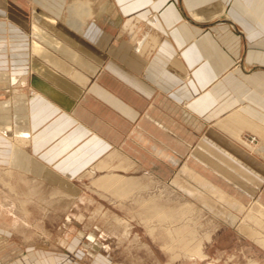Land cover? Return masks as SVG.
<instances>
[{"label": "crops", "instance_id": "obj_1", "mask_svg": "<svg viewBox=\"0 0 264 264\" xmlns=\"http://www.w3.org/2000/svg\"><path fill=\"white\" fill-rule=\"evenodd\" d=\"M16 130L30 140L0 178V264H46L6 237L33 224L39 184L76 194L69 180L112 154L224 191L232 215L264 211V0H0V154Z\"/></svg>", "mask_w": 264, "mask_h": 264}, {"label": "rangeland", "instance_id": "obj_2", "mask_svg": "<svg viewBox=\"0 0 264 264\" xmlns=\"http://www.w3.org/2000/svg\"><path fill=\"white\" fill-rule=\"evenodd\" d=\"M255 138L250 142L248 137L246 143L255 144ZM110 161V165H116L117 154ZM110 169L95 170L93 174L89 173V167L72 177L69 181L77 188L76 194L64 187L39 184L46 189V196L43 195L46 202L40 201L45 208L36 202L28 203V208L25 207L31 217L27 220L33 224L29 223L28 230L25 225L18 226L6 239L17 243L30 241L41 248H15L14 256L36 252L38 258L46 257V264H250L254 261L264 264V247L257 241V238L264 239V215L260 216L262 218L258 215L261 210H245L243 204V209L237 210L238 215L230 220L229 214L235 210L221 199V193L225 192L212 190L209 184L202 185L186 173L183 176L182 170H173L166 178L148 169ZM107 172L131 178L132 190L125 192L126 195H117L116 187L93 184ZM177 182L190 187L178 186ZM25 186L18 181L13 186L15 194H25ZM2 188L6 191V186L0 185V194L4 192ZM52 188L58 191V199L49 201V197H53ZM17 219L26 221L24 217ZM76 236L80 242L76 249L70 250V242ZM195 251H200L204 257L200 258Z\"/></svg>", "mask_w": 264, "mask_h": 264}, {"label": "bare ground", "instance_id": "obj_3", "mask_svg": "<svg viewBox=\"0 0 264 264\" xmlns=\"http://www.w3.org/2000/svg\"><path fill=\"white\" fill-rule=\"evenodd\" d=\"M91 6V5H90ZM105 7V6H104ZM148 20L152 23V24H155L156 22H157V20H158V16L156 15V14H154V13H151V14H149L148 15ZM62 32H64L65 34H67V35H69L68 33H66L65 31H62ZM147 34H149V33H147ZM64 35V34H63ZM64 36H66V35H64ZM136 38V37H135ZM147 40V39H146ZM151 42V41H150ZM59 45V44H58ZM147 46V45H146ZM145 49V48H144ZM139 50H140V48H139ZM140 52V51H139ZM74 55V54H73ZM77 57V56H76ZM78 64H81V65H84V63H82L81 61H78ZM85 66V65H84ZM65 70V69H64ZM73 75V74H72ZM57 78V77H56ZM63 85V84H62ZM38 89H41V88H38ZM42 90V89H41ZM47 91V90H46ZM31 93H32V95H34V94H36V92L34 93V91H31ZM58 93V92H57ZM48 94H49V92H48ZM65 97V96H64ZM59 98V97H58ZM71 103V102H70ZM69 104V103H68ZM65 106H67V105H65ZM13 141L14 142H11L10 140H9V143H10V149L8 150V151H5L3 154H0V160L1 161H3L4 163H6L7 165H8V167L9 168H7V169H1L0 170V178H2V179H4L3 181H5L6 180V177L7 178H10L11 176H12V171H11V166H12V163H13V156L11 155V153H13V151L14 150H16L17 149V145L16 144H19V145H26L28 142H29V140H30V135H29V133L27 132V131H22V130H16L14 133H13ZM256 139V138H255ZM16 143V144H15ZM115 156V154H112V155H109V157L110 158H108V160H110V159H112L113 157ZM163 156L164 157H166L167 155L165 154V153H163ZM166 158H169L170 160H172L173 162H175V160H173V159H175L173 156L171 157V155H169V157L167 156ZM108 160H99V162L98 163H96L95 165H93V168L92 169H90V172L89 173H93L95 170L97 171V170H103V169H110L111 168V166L107 163V161ZM116 167H118V168H120V165H116V166H114L113 168H116ZM111 170V169H110ZM2 171V172H1ZM109 171V170H108ZM163 171H165V170H163ZM94 174V173H93ZM92 174V175H93ZM163 174L164 175H166L167 176V174H168V172H163ZM180 175V174H179ZM178 177V176H177ZM182 177V176H181ZM173 181V180H172ZM172 181H171V183H172ZM185 181V180H184ZM173 182H176L175 181V178H174V181ZM117 183V184H116ZM133 182H132V180H131V178H128V177H123L121 174H116V173H113V172H107V173H105V174H103V175H101L99 178H97L95 181H93V184L94 185H98V186H101V187H108V188H112V187H116L117 189L114 191L115 193H117V195H121V194H125V192H127V191H131L132 190V188H131V184H132ZM178 183V182H177ZM114 184V185H113ZM116 184V185H115ZM179 185L178 186H181V187H185V186H189V185H186V184H184L183 182H181V183H178ZM61 185H65V184H61ZM191 185V184H190ZM7 187L9 188V190L10 191H12L13 190V192L15 191L14 190V188H13V186L12 185H10V184H8L7 183ZM190 187V186H189ZM69 188V187H68ZM134 189H136V187H133ZM147 188H149V187H147ZM186 188V187H185ZM195 188V187H194ZM6 189V188H5ZM38 189H39V192L41 193V195H40V199L41 200H43L44 202H46V198H44L43 197V195L44 196H46L45 195V193H46V189H44V188H42V189H40L39 187H38ZM38 189L36 188V187H33V186H31V191H35V192H37L38 191ZM53 189V188H52ZM52 189H50V190H52ZM188 189V191H190L191 189L190 188H187ZM190 189V190H189ZM197 189V188H196ZM48 191H49V189H47ZM150 190V189H149ZM198 190H200L199 188H198ZM101 191V190H100ZM215 191H220V190H216L215 189ZM96 192V191H95ZM191 192H193L194 193V190H191ZM222 192V191H221ZM104 193V192H103ZM196 194H198V193H196ZM223 196H222V200L225 202V203H227V205H229V206H231V205H235L234 204V202H235V200H234V198L232 197V196H230V195H228V194H224V193H221ZM74 195V194H73ZM81 195H82V193H81ZM106 195H108L107 193H106ZM126 195V194H125ZM134 196V195H133ZM70 197V196H69ZM77 197V196H76ZM111 197V196H110ZM70 198H72V197H70ZM109 198V197H108ZM131 198V197H130ZM209 198V197H208ZM77 199V198H76ZM207 199V198H206ZM65 200V199H64ZM116 200V199H115ZM118 200V199H117ZM128 200H130V199H128ZM74 201H76L75 200V198H74ZM127 201V200H126ZM125 201V202H126ZM139 201V200H138ZM70 202V201H69ZM73 202V201H72ZM213 202V201H212ZM209 203V202H208ZM84 204V203H83ZM263 205V204H262ZM261 205V206H262ZM209 206H211V205H209ZM214 206H218V205H214ZM67 207V206H66ZM69 208H70V205L68 206ZM67 207V208H68ZM149 207V206H148ZM153 207V206H152ZM213 208H215V207H213ZM218 208V207H217ZM253 208V207H252ZM223 209V208H222ZM241 209H243V206L242 205H240V204H238V210H241ZM263 210H264V208H262ZM140 210V209H139ZM142 212V211H141ZM218 214H220V212H218ZM259 215V217L260 216H263L264 215V211H261V213H259L258 214ZM163 216V215H162ZM229 218H230V220H231V218H232V220L234 219L233 217H234V215H232V214H229ZM253 216V215H252ZM226 218V217H225ZM253 218V217H252ZM260 218H262V217H260ZM122 219V218H121ZM124 220V219H123ZM149 220H150V218H149ZM156 220V219H155ZM192 220V219H191ZM263 220V219H262ZM153 222V221H152ZM250 222V221H249ZM128 223V222H127ZM245 223V222H244ZM254 223V222H253ZM173 224V223H172ZM237 224V223H236ZM189 225V224H188ZM234 225V224H233ZM248 225V224H247ZM172 227V226H171ZM250 227V226H249ZM188 228V227H187ZM248 228V227H247ZM249 229V228H248ZM252 229V228H251ZM125 230V229H124ZM188 230V229H187ZM254 230V229H253ZM197 231V230H196ZM241 231V230H240ZM258 231H261V230H258ZM185 232V231H184ZM251 233H254V232H251ZM185 235H187V234H185ZM193 235V234H192ZM248 235V234H247ZM251 235V234H250ZM252 235H254V234H252ZM188 236V235H187ZM256 236V235H255ZM263 236V235H262ZM261 237V236H260ZM255 238V237H254ZM177 239V238H176ZM194 241V240H193ZM257 241L262 245V247H264V239H258L257 238ZM75 243V241H73V244ZM174 243V242H173ZM180 243H183V242H180ZM200 243V242H199ZM175 244V243H174ZM201 245V244H200ZM187 246V245H186ZM202 246V245H201ZM189 247V246H188ZM187 248V247H186ZM182 250V249H181ZM202 250V249H201ZM200 250V251H201ZM174 251V250H173ZM187 251H189V250H187ZM200 251H195V253L196 254H198V256L200 257V258H202V257H204V254H202ZM169 252V251H168ZM170 253V252H169ZM179 253V252H178ZM186 253V252H185ZM176 254V253H175ZM188 254V253H187ZM185 255V254H184ZM193 255V254H192ZM177 256V255H176ZM180 256V255H179ZM182 256H183V254H182ZM199 258V259H200ZM170 259V258H169ZM175 260V259H174ZM171 263V262H170ZM214 264V263H213ZM250 264H258L257 262H252V263H250Z\"/></svg>", "mask_w": 264, "mask_h": 264}, {"label": "built area", "instance_id": "obj_4", "mask_svg": "<svg viewBox=\"0 0 264 264\" xmlns=\"http://www.w3.org/2000/svg\"><path fill=\"white\" fill-rule=\"evenodd\" d=\"M249 141L250 142H254L255 141V136L254 135L249 136Z\"/></svg>", "mask_w": 264, "mask_h": 264}]
</instances>
